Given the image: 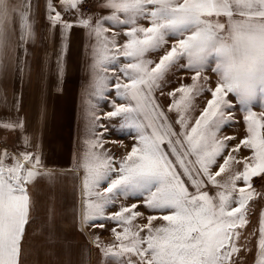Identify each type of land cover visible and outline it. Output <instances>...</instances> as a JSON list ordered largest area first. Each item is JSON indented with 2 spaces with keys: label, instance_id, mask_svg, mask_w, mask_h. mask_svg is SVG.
Instances as JSON below:
<instances>
[{
  "label": "snow or ice",
  "instance_id": "1",
  "mask_svg": "<svg viewBox=\"0 0 264 264\" xmlns=\"http://www.w3.org/2000/svg\"><path fill=\"white\" fill-rule=\"evenodd\" d=\"M36 7L34 0H0V70L15 63L21 78L30 69ZM45 13L50 35L59 29L58 79L70 31L81 28L90 41L83 99L88 122L82 151L73 153L68 171L83 172L81 230L89 224L104 229L105 221L122 228L111 229L114 243L93 241L103 256L114 264H247L241 253L251 252L248 241L256 237L254 264H264V209L257 227L245 231L250 202L264 198L253 187V178L264 179V0H45ZM72 14L74 20L64 19ZM161 52L158 60L150 58ZM210 63L214 87L205 75ZM181 71L191 72L192 82L167 93L176 130L154 92L163 95L169 75ZM113 91L122 102L113 99L112 110L97 115L93 101ZM206 93L210 98L193 123L197 98ZM234 102L244 113L246 134L229 148L237 137L220 133L235 121ZM256 105L261 112L253 110ZM102 119L118 120L116 128L133 134L131 149L120 158L102 142L109 131ZM0 129L19 131L24 145L22 151L0 148V264H25L28 255L38 254L33 236L51 243L43 226L32 235L28 228L39 219L33 190L55 169L44 163L41 138L26 132L22 117L0 119ZM245 149L249 156L237 155ZM225 173L231 174L218 179ZM130 197L142 204L107 211ZM138 207L156 214L134 228L143 216Z\"/></svg>",
  "mask_w": 264,
  "mask_h": 264
},
{
  "label": "rangeland",
  "instance_id": "2",
  "mask_svg": "<svg viewBox=\"0 0 264 264\" xmlns=\"http://www.w3.org/2000/svg\"><path fill=\"white\" fill-rule=\"evenodd\" d=\"M57 0H54V3ZM34 3L37 5L35 11V31L36 39L35 42L28 45L29 48V55L27 59L30 62V69L27 70L22 78V83L19 82L20 75L17 72L16 64L12 63L9 68L4 71L0 70V119H11L16 120L19 117H22L27 124L28 131L34 135H38L41 138V144L43 140H46V137L43 139V135L49 136L54 133L52 129H58L59 125H54V122H59L58 120V110H66L65 115L62 117L60 116V125L61 132L64 133L66 136V154L64 156L66 166H61L57 168V164L55 163L56 155L51 154L49 152H44L43 146L41 148L43 155H44V163L48 167H52L55 169L54 175L51 179L44 178L37 182L35 189L33 190V198L36 205L41 206V210L37 211L35 208L33 210V215L39 217V219H35L32 222V229L30 235L33 233L34 228H39V221L44 220V228L43 231L45 235L51 233V227L53 224V237L61 238V242L63 245H68L67 253L61 252L63 255L62 257L53 258L54 256L49 257H40V258H29L25 259V264H114V261L111 258H105L103 253L94 245L93 241L99 237V242L101 247H105L108 244L115 242V236L112 233L111 229L116 227L117 231H122V228L117 227L116 224L112 222L105 221L104 229H100L98 226L93 227L91 224L83 226V235L77 236V238H73L72 242H82V237L84 240H88L86 235H89L90 239L87 244L88 246H84L83 250L80 251V247L74 249L75 254H79L80 252L83 253L89 248L90 255L94 254L91 258H78L76 255L71 253L72 249L70 247L72 242L68 243V240L65 242L61 236H56L54 233H58L59 227L58 222L55 216L47 217L45 214L50 213L51 211H45L43 208H48L49 205L52 207L54 204L61 205L59 199L61 194L57 191L59 186V172H67L70 176L67 182L69 183L68 188L71 190L69 192L70 198L67 199L66 206L64 209H67L69 212L70 208L77 210L76 214L78 215L80 204H81V178L78 177V174L75 172L68 171L72 169L73 163V153H76L77 156L80 154L83 148L82 140L85 138V125L87 124V119L85 116L84 111V89L88 83V69L87 65L89 63V49L86 47L89 40H87L85 36V32L81 28H74L70 31V35L67 41V48L64 51V74L65 77L61 78L60 83H56L52 80L54 72H57L56 67V53L59 49V29H55L53 33L50 35L49 33V22L45 18V0H34ZM95 10V9H94ZM101 14H107L105 10ZM76 17L74 14L72 15H65L64 19H71L74 20ZM117 30V29H114ZM124 37H119L120 43H123ZM163 53L153 54L150 58L158 60L159 55ZM123 62V61H122ZM213 65L210 63L208 67V71L205 72V75L209 77V79L213 82L210 87H214V82L216 80L215 74L211 72V67ZM46 74V75H45ZM63 74V75H64ZM43 75L44 78H43ZM191 72L188 71H181L176 72L175 75H169L168 79L172 81L171 84L167 85L163 89V95L160 91L154 92V96L156 98L157 103L161 106L162 110L165 114L169 117V120L173 122L174 127L176 130H179V126L174 124L176 119L175 112L168 111V105L172 102L171 98L168 97L167 93L172 91L174 88L180 86L181 83L190 84L191 81ZM11 76L15 77L12 78L13 81V89L17 91L15 93H9L6 87H10V79ZM33 76V77H32ZM32 77V78H31ZM51 77V78H49ZM30 79V80H29ZM29 80V82H28ZM23 85L22 93L18 96V87L19 85ZM3 86L6 88L5 93L3 92ZM64 91L65 96L64 98L57 99H49L50 95L56 93L54 91ZM210 98V93H206L201 97L197 98V109L192 113V120L191 122L194 123V119L196 116L199 115V112L203 109L204 105L206 104L207 99ZM19 99L20 104L19 107L16 106V100ZM115 99L116 103H121L119 99L115 98V92H111L110 95L107 96L106 99L96 101L94 100L93 103L98 104V111L97 115L103 116L105 112L112 110L111 101ZM234 100V98H233ZM60 102V108H58V103ZM3 104V106H2ZM239 105L234 102L233 112L235 113V121L230 123L229 125L225 126L220 133L221 136L224 135H231L237 137L236 140L230 142L229 148L234 146L236 143L239 142V139L242 138L245 132V124L243 121L244 113L239 111ZM254 111L257 113L261 112L262 109L259 105L254 106ZM57 112V114H56ZM101 124L107 126L109 131L105 133L104 137L102 138V142L105 144V147L110 151H114V154L117 158L122 157L126 154L127 151L131 149L133 141V134L130 130H120L115 127L116 124L119 123L118 120L109 121L107 119H102L100 121ZM34 127L38 128V131L34 132ZM64 129V130H62ZM49 130V131H48ZM60 130V129H58ZM57 131V130H56ZM103 131V129H100ZM19 131H17L18 133ZM16 133L7 132L0 130V148L7 147L10 151H22L24 150V146L15 141ZM17 139V138H16ZM13 141V143L11 142ZM115 141V143H112ZM55 142V141H54ZM19 145V146H17ZM19 147V148H18ZM50 149V148H49ZM29 150V149H28ZM31 149L30 151H32ZM51 151V149L49 150ZM228 153L225 152L224 155ZM238 156H249L250 152L248 150H242L240 153L237 154ZM220 163L223 162L221 158ZM219 167V164L216 166ZM243 165H235L233 166V171L239 169L242 170ZM215 171V169H213ZM71 172V174H70ZM231 173L222 174L218 179L223 181L227 178V175ZM83 175V172L81 173ZM258 179L259 183L255 184L254 180ZM242 183V182H238ZM106 186V185H105ZM253 187L258 192H264V179L262 178H253ZM42 188V189H39ZM39 189V190H38ZM190 190H192L190 188ZM213 194L215 189L208 185L205 189ZM40 203V204H38ZM133 203L142 204V198L139 197H130V198H120L116 205L107 211L115 212L119 210L121 205H131ZM261 209H264V198L257 199L253 202H250V215H249V225L246 228V233L251 232L254 227L258 225V217ZM137 211L143 213V216L138 217L135 221H133V227L142 226L147 223V217L149 215H154L156 213L150 212L146 210L144 207H138ZM54 213V212H53ZM58 214V212H55ZM51 214V213H50ZM54 214V215H56ZM74 216V215H73ZM46 217V218H45ZM47 222V223H46ZM78 222V219H77ZM98 223V222H97ZM162 221H155L154 226H158ZM46 224V225H45ZM67 229L68 235L70 236L74 233V227L71 223L67 222ZM81 229V226H80ZM55 230V232H54ZM66 238V237H64ZM255 239L256 237L250 238L248 241L249 246L251 247V252L241 255L246 256L247 264H254L255 259ZM44 240V237H43ZM43 240L39 243L44 245ZM244 241L241 240V243ZM52 243V244H51ZM50 245H53V239L51 238ZM56 244V241H55ZM49 245V244H48ZM62 251V250H61ZM51 255V253H50ZM68 255V256H67ZM73 257V258H72Z\"/></svg>",
  "mask_w": 264,
  "mask_h": 264
},
{
  "label": "crops",
  "instance_id": "3",
  "mask_svg": "<svg viewBox=\"0 0 264 264\" xmlns=\"http://www.w3.org/2000/svg\"><path fill=\"white\" fill-rule=\"evenodd\" d=\"M36 33H38V32H36ZM45 75H43V78H44ZM63 77H65V74L63 75ZM12 78L15 79V77L14 76L13 77L11 76V79H10L11 86L10 87H6L7 90H8V94L9 93H15V92H17V91H14V89H13V81H12ZM18 78H19V82L22 83V78L21 77H18ZM49 78H51V77H49ZM29 80H28V82H29ZM52 80L54 82L57 81L56 83H60L62 81L61 78L58 79V73L57 72H54V75L52 77ZM6 88L3 86V92L4 93H5V89ZM18 88L19 89H18L17 95L18 96H21L19 94L22 93L23 85L20 84ZM54 92H56V93H53V95H50L49 99H52V98L55 99L56 97H57V99H61V98H64V96H65L64 91L59 90L58 92L57 91H54ZM2 106H3V104H2ZM58 108H60V102L58 103ZM57 112H58V114H57ZM57 112H56V114L59 116L58 117V119H59L58 121L59 122H57V123L54 122V125L55 126L56 125H59V128L58 129H60V130H58V129H52L54 131L53 134H51L50 136H49V134H48V136L43 135L42 136L43 139H44V137H46V140H43V143L41 144V148L43 146L44 152H46V153L49 152V153L55 154L57 156L56 157V160H55V163L56 164L58 163L57 164V168H60L61 166H66L67 165V164H63V163H65L64 156L66 154L65 151L67 150L66 144H65V142H66V136L64 135L63 132H61V128H60V125H62L60 123V119H61L60 116L63 117L65 115V113H66V110L63 107V110H58ZM0 130H2V129H0ZM62 130H64V129H62ZM2 131H4V130H2ZM36 131H38V128L37 127H34V132H36ZM7 132H11V131H4V133H7ZM26 132L29 135H33V134H31L28 131L27 124H26ZM14 133H16L15 141H17L18 143L20 142V144H22V140L20 138V133L19 132L18 133L17 132H14ZM11 134H13V132H11ZM34 135H35V133H34ZM11 142L13 143V141H11ZM17 146H19V145H17ZM49 148L51 149V151H49L50 150ZM30 150H31V148H29V151ZM113 152L114 151H112L111 153H113ZM71 172L77 173L78 174V177L82 178V175H81L82 170H79V171H71ZM71 172H70V174H71ZM69 177L70 176L65 171L64 172H59V174H58V178H59L60 181H59V186L57 188V191H59V193L61 194V197H60L59 200L61 202H63V204L61 205V208H60V204H58V205L54 204V206H52V207L49 205L48 208H43V210H45V211H51L50 212L51 214L50 213H46L45 214L48 218L49 217H52V215H53V216H55V218H57L56 220H58V222L55 223V224H58V227H59L58 232L60 234L54 233V235L61 236V234H62L61 237H62L63 241L65 242L66 240L69 239L68 240V243L69 242H72L73 241V238L76 239L77 236L81 235V233L83 235V229L82 230L80 229V224H79V222H77V219H78V215L76 214V211L77 210L71 209V207H69L70 208L69 209L70 211L68 212L67 209H64V207L66 206V203H67V199L70 198L69 192L71 190L68 188L69 183L67 182V180L69 179ZM39 189H42V188H39ZM38 204H40V203H38ZM35 209L37 211H40L41 210V206L36 205ZM55 212H58V214H56ZM54 214H56V215H54ZM41 221L42 222H40V221L38 222L39 225H40L39 228L41 226H43V228H44V224H43L44 223V220H41ZM67 222L71 223L73 225V227H74V229H73L74 230V233H72L70 236L68 235ZM50 227H51V231H52L51 232V238L53 239V243L54 244L53 245H50V244L49 245L48 244L41 245L39 243L43 240V236H40V235L33 236L32 238H33L35 244L39 246L38 247V254H37V252H33L32 254L28 255L26 257V259H29V258L32 259L34 257L35 258H40V257H46V256H48V254L47 255L44 254L45 253V249H49L50 250L51 255L49 254V257H51V258H52V256L58 257V258L59 257H62L63 258V255L61 254V252L67 253V249H68V245L69 244L68 245H63L62 243H60L61 242V238H55L54 239V237H53V229H54L53 228V224H52V226L50 225ZM31 229H32V225H30L29 228H28L29 234L31 233ZM54 232H55V230H54ZM64 237H66V238H64ZM86 237L88 238V240L87 239L84 240V238L82 237V242L76 241V242H72L71 245H70V247L72 249L71 253H73V255H76L78 258H91L94 255V254H91L90 255L89 248H87V250L85 252L83 251V253H81V252L79 254H75L74 253V249L80 247V251H82L84 246H88L87 242L89 240H91V239H90L89 235H86ZM55 241H56V244H55Z\"/></svg>",
  "mask_w": 264,
  "mask_h": 264
},
{
  "label": "built area",
  "instance_id": "4",
  "mask_svg": "<svg viewBox=\"0 0 264 264\" xmlns=\"http://www.w3.org/2000/svg\"><path fill=\"white\" fill-rule=\"evenodd\" d=\"M254 183H255V184L259 183L258 179L254 180Z\"/></svg>",
  "mask_w": 264,
  "mask_h": 264
}]
</instances>
